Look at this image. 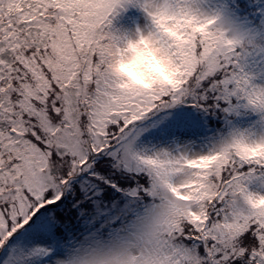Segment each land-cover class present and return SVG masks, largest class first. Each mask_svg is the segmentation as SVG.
Masks as SVG:
<instances>
[{"label":"snow or ice","instance_id":"6c2138e0","mask_svg":"<svg viewBox=\"0 0 264 264\" xmlns=\"http://www.w3.org/2000/svg\"><path fill=\"white\" fill-rule=\"evenodd\" d=\"M0 264H264V0H0Z\"/></svg>","mask_w":264,"mask_h":264}]
</instances>
